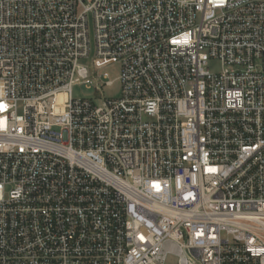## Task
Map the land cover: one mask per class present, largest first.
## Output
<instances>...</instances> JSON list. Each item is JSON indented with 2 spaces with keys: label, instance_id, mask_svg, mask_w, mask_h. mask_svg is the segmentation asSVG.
I'll use <instances>...</instances> for the list:
<instances>
[{
  "label": "built area",
  "instance_id": "built-area-1",
  "mask_svg": "<svg viewBox=\"0 0 264 264\" xmlns=\"http://www.w3.org/2000/svg\"><path fill=\"white\" fill-rule=\"evenodd\" d=\"M170 257L264 264V0H0V264Z\"/></svg>",
  "mask_w": 264,
  "mask_h": 264
},
{
  "label": "rangeland",
  "instance_id": "rangeland-1",
  "mask_svg": "<svg viewBox=\"0 0 264 264\" xmlns=\"http://www.w3.org/2000/svg\"><path fill=\"white\" fill-rule=\"evenodd\" d=\"M84 64L88 62L83 61ZM209 69L213 72H217L219 70V63L216 61H211L209 63ZM102 73L108 74L111 80L116 79L119 74L118 64L112 63L110 65L104 66V69L101 71ZM119 84L115 82L110 87L103 86L101 89V93L104 97H117L118 95ZM72 96L74 99H92V101L98 105L101 101V94L94 90L93 88H88L82 84L76 85L72 88ZM165 264H175V260L173 258H169L167 263Z\"/></svg>",
  "mask_w": 264,
  "mask_h": 264
}]
</instances>
